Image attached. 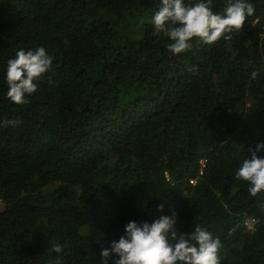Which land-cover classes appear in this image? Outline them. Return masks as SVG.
Wrapping results in <instances>:
<instances>
[{
	"label": "trees",
	"instance_id": "16d2710c",
	"mask_svg": "<svg viewBox=\"0 0 264 264\" xmlns=\"http://www.w3.org/2000/svg\"><path fill=\"white\" fill-rule=\"evenodd\" d=\"M251 2L230 39L172 55L151 24L160 0H0V121H19L0 127V264H101L129 221L172 211L179 232L220 239L221 264H264V192L235 177L264 142ZM37 46L51 70L15 104L6 62Z\"/></svg>",
	"mask_w": 264,
	"mask_h": 264
},
{
	"label": "clouds",
	"instance_id": "9594fccd",
	"mask_svg": "<svg viewBox=\"0 0 264 264\" xmlns=\"http://www.w3.org/2000/svg\"><path fill=\"white\" fill-rule=\"evenodd\" d=\"M213 0H160L159 10L154 11L151 24L155 33H163L168 43L167 51L180 54L192 47L198 39L211 45L227 34L240 30L246 18L255 13L251 0H226L223 13L213 11ZM52 57L43 46L19 49L5 65L4 96L15 104H25L37 91V82L51 70ZM18 120L0 121L4 125H16ZM264 142L257 143L250 158L242 161L235 177L247 182L248 193L255 197L264 192ZM164 204L157 205L156 212L163 213ZM177 214L154 215L151 221H129L124 233L110 247H102L101 264H221L218 250L221 241L211 232L195 226L190 233L179 232L175 227ZM52 251L61 252L57 244Z\"/></svg>",
	"mask_w": 264,
	"mask_h": 264
},
{
	"label": "rangeland",
	"instance_id": "374dc122",
	"mask_svg": "<svg viewBox=\"0 0 264 264\" xmlns=\"http://www.w3.org/2000/svg\"><path fill=\"white\" fill-rule=\"evenodd\" d=\"M249 227H251L250 224H249Z\"/></svg>",
	"mask_w": 264,
	"mask_h": 264
}]
</instances>
